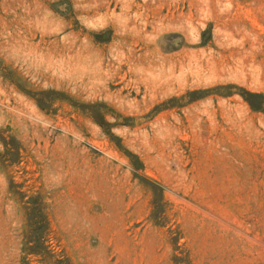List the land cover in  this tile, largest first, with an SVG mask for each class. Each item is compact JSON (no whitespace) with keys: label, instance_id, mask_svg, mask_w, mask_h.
Wrapping results in <instances>:
<instances>
[{"label":"rangeland","instance_id":"obj_1","mask_svg":"<svg viewBox=\"0 0 264 264\" xmlns=\"http://www.w3.org/2000/svg\"><path fill=\"white\" fill-rule=\"evenodd\" d=\"M0 264H264V0H0Z\"/></svg>","mask_w":264,"mask_h":264},{"label":"crops","instance_id":"obj_2","mask_svg":"<svg viewBox=\"0 0 264 264\" xmlns=\"http://www.w3.org/2000/svg\"><path fill=\"white\" fill-rule=\"evenodd\" d=\"M252 47V46H251Z\"/></svg>","mask_w":264,"mask_h":264}]
</instances>
